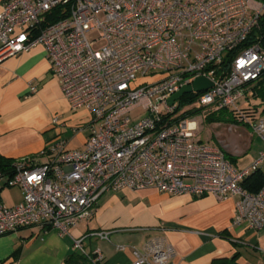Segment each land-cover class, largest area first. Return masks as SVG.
<instances>
[{
    "label": "built area",
    "instance_id": "1",
    "mask_svg": "<svg viewBox=\"0 0 264 264\" xmlns=\"http://www.w3.org/2000/svg\"><path fill=\"white\" fill-rule=\"evenodd\" d=\"M263 19L264 0H4L0 63L43 46L71 108L88 113L89 135L81 149L56 140L40 151L43 162L23 158L11 173L0 171V188L22 193L17 204L0 202V236L33 226L65 235L94 214L104 192L144 188L219 200L235 194L232 225L263 228L264 184L248 192L241 182L264 154L236 169L220 148L196 139L189 113L238 112L245 88L264 73V46L250 38ZM227 54L228 69L217 72ZM198 76L212 86L190 92L194 100L180 111L184 94L169 98ZM138 105L147 114L134 120ZM239 121L264 142V118ZM90 234L108 239L109 231ZM87 236L73 239L74 248L102 264L98 249H85ZM132 254L131 264H172L174 250L154 240Z\"/></svg>",
    "mask_w": 264,
    "mask_h": 264
},
{
    "label": "crops",
    "instance_id": "2",
    "mask_svg": "<svg viewBox=\"0 0 264 264\" xmlns=\"http://www.w3.org/2000/svg\"><path fill=\"white\" fill-rule=\"evenodd\" d=\"M261 79L249 84L240 100L252 118H264V97L255 92ZM30 85L35 88L33 92ZM191 117L199 125L196 139L220 148L236 169L249 166L264 154L262 139L248 124L233 118L230 108L197 107ZM88 120L84 109L69 105L43 46L0 63L2 156L40 163L45 160L40 151L56 140L63 141L67 149H81L89 135ZM255 171L244 181L248 192L260 187L258 176L264 180V156ZM21 199L18 186L0 188L3 204L12 206ZM237 199L235 194L219 200L211 194L174 195L154 188L109 190L98 198L94 214L71 227L68 234L33 226L1 235L0 264H69L67 259L72 254H80L73 239L87 234L83 245L89 252L98 249L102 264H131L132 248L142 251L154 240L173 248L172 264H264V227L232 225ZM98 230L109 231L108 239L90 234Z\"/></svg>",
    "mask_w": 264,
    "mask_h": 264
},
{
    "label": "trees",
    "instance_id": "3",
    "mask_svg": "<svg viewBox=\"0 0 264 264\" xmlns=\"http://www.w3.org/2000/svg\"><path fill=\"white\" fill-rule=\"evenodd\" d=\"M251 39L253 38H260V41L262 43V45L264 46V19L260 22L259 26L255 29V31H253L251 33ZM230 54H227L223 61L217 65V72H219L220 70H227L228 69V63L230 62ZM255 92L257 96H262L264 97V73L262 75V79L261 81H259L258 84H256L255 86ZM195 98V94L194 93H188V94H184L179 102L180 105H182V103H187V102H191L193 101ZM199 108V107H198ZM197 107H194L192 110L189 111V113H193L194 110H196ZM232 112V117L235 118L237 121H239V116L240 114L245 115L248 118H252L250 114L251 111H249V108H244L242 106H239V110L234 111L231 109ZM217 119V118H215ZM219 120H221V118H219ZM241 122V121H240ZM15 162V160H12L11 158H7L4 157L0 154V171L4 172V173H11L12 172V166L13 163ZM256 172V171H255ZM247 177V176H246ZM246 177L242 180L241 182V186L245 188L244 186V181L246 180ZM257 182L261 183L260 187L253 191V192H257L262 185L264 184V180L260 179V176L257 177ZM94 254L93 253H89L87 255H82V254H72L67 260L69 262V264H93L92 260H93Z\"/></svg>",
    "mask_w": 264,
    "mask_h": 264
},
{
    "label": "water",
    "instance_id": "4",
    "mask_svg": "<svg viewBox=\"0 0 264 264\" xmlns=\"http://www.w3.org/2000/svg\"><path fill=\"white\" fill-rule=\"evenodd\" d=\"M212 86V81L206 77L198 76L191 84L182 86L174 95L169 98V102L172 103L174 100L180 98L185 93H190L192 91H203Z\"/></svg>",
    "mask_w": 264,
    "mask_h": 264
},
{
    "label": "rangeland",
    "instance_id": "5",
    "mask_svg": "<svg viewBox=\"0 0 264 264\" xmlns=\"http://www.w3.org/2000/svg\"><path fill=\"white\" fill-rule=\"evenodd\" d=\"M154 100H156V98H154ZM187 105V103H182V105H180V111H182V110H184V109H186V108H188L189 106H186ZM147 114V111L145 110V108L142 106V105H138L137 107H135L131 112H130V115H131V117L134 119V120H137V119H139L140 117H143L144 115H146ZM196 116H199V115H196ZM197 119V121H198V118H196ZM223 125H227V124H223ZM222 125V126H223ZM197 127L199 128V125H197ZM204 136H205V134H204ZM14 188V187H13ZM5 190H7V189H5ZM4 190V191H5ZM12 190H15V189H12Z\"/></svg>",
    "mask_w": 264,
    "mask_h": 264
}]
</instances>
